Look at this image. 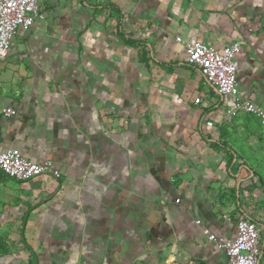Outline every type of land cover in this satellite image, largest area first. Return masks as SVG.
<instances>
[{"label":"crops","instance_id":"0c3cea01","mask_svg":"<svg viewBox=\"0 0 264 264\" xmlns=\"http://www.w3.org/2000/svg\"><path fill=\"white\" fill-rule=\"evenodd\" d=\"M38 5L0 61V150L59 177L0 171V264H226L241 218L264 264V120L226 119L185 61L237 41L239 94L264 108V0Z\"/></svg>","mask_w":264,"mask_h":264},{"label":"built area","instance_id":"2783aa9c","mask_svg":"<svg viewBox=\"0 0 264 264\" xmlns=\"http://www.w3.org/2000/svg\"><path fill=\"white\" fill-rule=\"evenodd\" d=\"M41 16L38 0H0V61L17 31L28 29L34 20ZM239 50L237 41L231 42L222 52L195 41L186 47L185 61L196 68L198 74L217 94L231 98V106L225 112L226 119H231L236 112H243L264 120V108L243 99L239 94L236 83V55ZM1 86L0 80V88ZM194 101L197 103L199 99ZM0 113L9 117L15 110L0 102ZM0 171L5 176L19 181L45 174L59 177V172L53 168L50 160L32 162L15 148L0 150ZM209 239L216 240L213 235H209ZM260 241L257 224L253 220L241 218L235 223L233 239L217 240V246L223 249L226 264H258L261 254Z\"/></svg>","mask_w":264,"mask_h":264}]
</instances>
